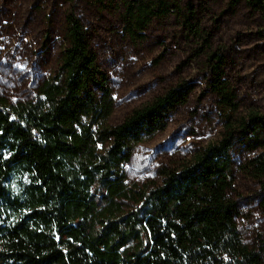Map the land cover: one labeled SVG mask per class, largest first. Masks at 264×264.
<instances>
[{
    "label": "trees",
    "instance_id": "obj_1",
    "mask_svg": "<svg viewBox=\"0 0 264 264\" xmlns=\"http://www.w3.org/2000/svg\"><path fill=\"white\" fill-rule=\"evenodd\" d=\"M243 1L264 17V0ZM167 10L161 0H134L122 16L136 35ZM65 25L61 75L31 100L0 104V264H261L264 245L243 241L228 195L230 120L219 141L182 167L162 169L159 185L129 195L130 208H122L130 144L163 130L166 113L186 102L189 87H172L109 126L110 91L84 26L71 12ZM221 64L216 53L208 55L211 88L226 112H235ZM247 118L241 128L264 130V116ZM249 170L264 178V158L250 161ZM95 189L105 201L96 200Z\"/></svg>",
    "mask_w": 264,
    "mask_h": 264
},
{
    "label": "rangeland",
    "instance_id": "obj_2",
    "mask_svg": "<svg viewBox=\"0 0 264 264\" xmlns=\"http://www.w3.org/2000/svg\"><path fill=\"white\" fill-rule=\"evenodd\" d=\"M130 1L0 0V104L31 100L46 80L61 75L65 16L73 13L106 77L112 102L107 125L119 124L172 87H189L186 102L166 113L163 130L130 144V160L122 166L127 196L117 200L122 208H130L129 195L159 185L162 169L182 167L219 141L230 120L228 195L237 204L243 241L258 249L264 245V178L255 177L249 165L264 158V130L239 124L249 113L264 116V17L243 0H161L168 5L164 16L131 35L122 16ZM190 27L207 39L206 46ZM211 53L222 58L221 79L232 90L235 112H226L211 88ZM93 194L105 201L102 190Z\"/></svg>",
    "mask_w": 264,
    "mask_h": 264
}]
</instances>
